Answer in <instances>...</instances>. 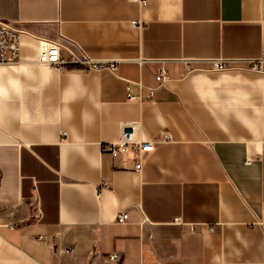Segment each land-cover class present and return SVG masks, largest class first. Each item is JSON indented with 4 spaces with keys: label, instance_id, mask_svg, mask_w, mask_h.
Wrapping results in <instances>:
<instances>
[{
    "label": "crops",
    "instance_id": "obj_1",
    "mask_svg": "<svg viewBox=\"0 0 264 264\" xmlns=\"http://www.w3.org/2000/svg\"><path fill=\"white\" fill-rule=\"evenodd\" d=\"M0 19L23 31L0 65V264H264V0H0ZM37 38L116 75L37 65ZM123 121L172 136L140 173L103 148Z\"/></svg>",
    "mask_w": 264,
    "mask_h": 264
},
{
    "label": "built area",
    "instance_id": "obj_2",
    "mask_svg": "<svg viewBox=\"0 0 264 264\" xmlns=\"http://www.w3.org/2000/svg\"><path fill=\"white\" fill-rule=\"evenodd\" d=\"M144 5L146 0H130ZM23 31L17 28L15 22L0 19V65H12L19 63L20 54V36ZM39 41V52L35 64L52 67L58 72L65 71L68 67H79L87 71L100 72L109 71L116 75V60H98L89 57L82 47L75 41L70 40L74 49L59 40H50L37 38ZM63 51L65 54H63ZM264 60H260L259 65L252 66L253 70L262 71ZM227 66L220 60L213 61L211 70L218 71L226 69ZM191 69L188 68V72ZM158 86H163L169 80L165 71L160 69L154 74ZM128 98L131 100H140V95L129 93V86L126 88ZM154 89H149L148 97H151ZM172 140L171 134L162 130L152 138L144 139L139 134V122L123 121L120 123L119 137L115 141L108 142L104 145V150L111 154L112 157H120L123 160L131 158L133 161V170L140 173L146 156L153 152L156 145L166 143ZM128 220L127 211H121L116 216V223H126ZM174 222H180L175 219ZM68 248L67 251H71ZM111 262L116 263L119 260L118 253L109 255Z\"/></svg>",
    "mask_w": 264,
    "mask_h": 264
}]
</instances>
